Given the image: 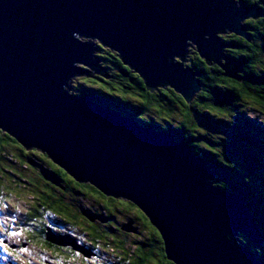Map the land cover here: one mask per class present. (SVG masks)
Returning <instances> with one entry per match:
<instances>
[{
  "label": "water",
  "instance_id": "obj_1",
  "mask_svg": "<svg viewBox=\"0 0 264 264\" xmlns=\"http://www.w3.org/2000/svg\"><path fill=\"white\" fill-rule=\"evenodd\" d=\"M263 17L258 4L234 0H0V130L77 183L135 205L174 264H262L237 239L264 243L246 201L216 187L188 144L68 89L86 73L81 65L101 72L89 39L116 52L151 89L171 87L190 103L200 85L176 61L186 62L194 46L240 80L242 65L224 57L220 34L249 39L244 23ZM47 242L85 252L49 230Z\"/></svg>",
  "mask_w": 264,
  "mask_h": 264
},
{
  "label": "trees",
  "instance_id": "obj_2",
  "mask_svg": "<svg viewBox=\"0 0 264 264\" xmlns=\"http://www.w3.org/2000/svg\"><path fill=\"white\" fill-rule=\"evenodd\" d=\"M243 1L251 7L258 4L264 12V0H261L263 4H259L260 0ZM244 28L249 39L229 32L220 34L226 48L234 49L228 51L225 48L224 56L242 65L240 80L226 77L221 66L209 65L195 49H188L186 58L191 64L184 66L192 68L200 85V91L190 103L171 87L162 85L151 89L117 53L103 46H96L95 54L105 62V65H95L101 72L88 67L84 78L71 85L69 91H73L74 97L93 100L111 112L135 119L145 128L169 133L174 141L188 144L192 153L201 158L215 176L213 184L216 187L244 198L264 236V17L246 21ZM93 77L97 78L93 80ZM31 156L35 160H31ZM43 162L50 168L54 167L57 174L44 170ZM36 163L42 168V176L51 184L41 185V178L27 177L20 170V166L31 169ZM4 172L18 179L24 188H32L30 196L38 203H34L27 212L29 221L35 222L32 224L35 233L32 232L28 239L34 240L37 248H40L42 238L43 244L51 251H63L47 242V231L73 234L70 225H86L90 245L99 244L107 255L112 256L111 264H174L167 258L161 238H146V241L132 245L128 236L119 234L115 225H120L118 215L126 211V205L129 214L133 213L135 206L130 202L124 204L111 198L104 202V209L110 212L105 221L111 225L107 231L101 230L104 234L100 236L95 215L83 210L82 206L70 204L66 198L58 197L52 191L57 186L64 192L71 191L76 198L88 202L94 200L96 204H100L99 197L104 196L90 184L77 183L46 154L23 147L0 130V185L5 179ZM50 177H54L55 182ZM5 190L2 195L10 198H17L20 193L15 187ZM123 204L125 208L121 209L119 205ZM145 219L149 228L157 231ZM123 226H119L120 229L124 230ZM237 239L264 264V243L256 245L243 235H237ZM91 246L83 247L97 253L95 246ZM140 251L143 256H140ZM3 255L0 247V257ZM0 264H5L1 258Z\"/></svg>",
  "mask_w": 264,
  "mask_h": 264
},
{
  "label": "rangeland",
  "instance_id": "obj_3",
  "mask_svg": "<svg viewBox=\"0 0 264 264\" xmlns=\"http://www.w3.org/2000/svg\"><path fill=\"white\" fill-rule=\"evenodd\" d=\"M236 2L238 6L241 7L242 2L240 0H236ZM84 40L89 42V39H84ZM194 49H195V52H197V49L194 46H191V51L192 50L194 51ZM226 50L233 51L234 49H226ZM186 59H187L186 62L181 61V63L183 65L191 64L190 60H188L189 58H186ZM94 61L99 66L101 64L105 65V62H102V60L98 59L95 55H94ZM81 67L89 69L88 67L84 65H81ZM82 78H84V76L75 77L71 85L72 86L76 85V83L79 82ZM96 78L97 77L95 78L93 77V80H95ZM91 82L93 83L92 80ZM72 92L73 91L71 90L69 93L72 95L73 94ZM133 120L136 121L135 119ZM31 160H35V158L31 156ZM15 164L17 163H13V165ZM42 166H44V170H47L49 173L52 172L53 174H57L56 172H54L55 171L54 167L50 168L44 162L42 163ZM31 169L22 168V166H20V170L24 171L27 177L31 175L34 178H41L43 180V181H39L41 185L51 184V181L49 179L45 180L46 178L42 176V172H41L42 168L37 163H36V166L32 167ZM39 174L41 175L40 177L38 176ZM2 175L3 177H5V179H4V182H1V185H0V207H1V210H0V242H1L0 247L2 248L4 252V255L1 257V260L5 262V264H103L104 261H105L104 262L105 264H111L110 260H112V256L107 255L99 247L100 246L99 244L98 246L97 244L93 245L97 249V253L95 254L90 252V249L85 250V248L83 247L84 245L91 246L89 236L87 235L88 233L86 230L87 229L86 225H82V226L70 225V227L73 228L72 230L73 234H71L70 232L67 234L51 232L56 239L57 237H61V236L71 237L73 240L77 242V245L79 246V248L81 247L85 250L84 253H81L80 251H75L74 247H71L70 248L71 250H68V248L66 247L50 243V245L52 246L58 247L59 249H63V251L60 250L59 252H53L51 251V249H49V246L43 244L42 238H41V244L39 245L40 248H37L35 246L34 240L28 239V236L32 235V232L35 233V230L32 227V224H35V222L29 221L27 212H29L30 207L34 203H38L36 200H33L30 196L32 188L29 186H27V188H24L22 184H19L18 179L11 177L10 173L8 172H4L2 173ZM50 178L52 182H55L54 179H52L54 177H50ZM214 180H216V178L213 175L212 183L214 182ZM15 184H17L18 187H16ZM7 187H13V188L15 187L16 190L20 192L17 198H14V197L10 198V197H7L6 195H2L3 192L6 191L5 189ZM52 192L58 197L66 198L67 199L66 201L70 202V204L72 203L79 207L82 206L83 210L84 209L89 210V212H91L93 215L96 216L95 221L97 223L98 229L104 230L105 232L110 227L111 225L110 222L108 223L107 221H105V216L106 217L109 216L110 212L104 209V207L100 210L99 206L101 205H98L96 207L97 204H95L94 200H90L88 202V201L83 200L82 198H76L74 197L71 191L64 192L60 188H57V186H55V190H53ZM109 198L110 197H106V196L99 197V202L100 203L106 202L107 199ZM111 199H117V198H111ZM118 201L123 202L124 204L128 202L121 198L118 199ZM114 204L116 203L114 202ZM124 204L119 205V207L121 209L125 208ZM119 218L123 220V223H125L126 228H132V227L138 226L137 222L132 223L130 218H133V217L132 215L129 214L128 211L127 212L125 211L123 215L119 216ZM82 227L85 229H82ZM148 229L151 230L147 225H143V222L140 220V237H133L134 235H128L129 243L134 245V242L142 243L146 241L145 239L149 238L147 237V233L149 232ZM104 232L101 233L100 231V236H102ZM135 235H137V233H135ZM50 236L51 234L49 235V237Z\"/></svg>",
  "mask_w": 264,
  "mask_h": 264
},
{
  "label": "flooded vegetation",
  "instance_id": "obj_4",
  "mask_svg": "<svg viewBox=\"0 0 264 264\" xmlns=\"http://www.w3.org/2000/svg\"><path fill=\"white\" fill-rule=\"evenodd\" d=\"M262 1H260V3L259 4H263V3H261ZM263 11V10H262ZM123 80V79H122ZM88 193V192H87ZM100 203V202H99ZM96 204V203H95ZM98 205H101V206H99L100 208V210L103 208V207H106V204L103 202V203H100V204H97L96 205V207L98 206ZM127 208H128V206L126 205V212H127ZM138 208L135 206V208H133V213L132 214H130V215H132V217L133 218H130L131 219V221H132V223H135V222H137L138 223V226H135V227H132V228H130V229H132L134 232H132V233H130L129 231H127L125 228V226H123L122 228H124V230H122V229H120V227L122 226V225H125V223H123V220H121L120 218H119V216L120 215H123V213L125 212H123V213H121L120 215H118V220H119V224L120 225H118V224H115L116 225V227L118 228V230H119V234H121L122 236H128V235H134L133 237H140V220L143 222V225H147L148 226V224H147V220L145 219V217H144V215H143V213L141 212V211H139L138 212ZM128 214V213H127ZM99 220H100V218H99ZM120 226V227H119ZM149 227V226H148ZM151 229V228H150ZM149 230V229H148ZM101 231V230H100ZM135 233H137V235H135ZM147 237H149V239H162V237H161V235H159V232L158 231H155L154 229H151V230H149V232L147 233ZM141 246V245H140ZM142 250V249H141ZM143 251V250H142ZM142 251H140V256H143V252Z\"/></svg>",
  "mask_w": 264,
  "mask_h": 264
},
{
  "label": "clouds",
  "instance_id": "obj_5",
  "mask_svg": "<svg viewBox=\"0 0 264 264\" xmlns=\"http://www.w3.org/2000/svg\"><path fill=\"white\" fill-rule=\"evenodd\" d=\"M241 2H242V5L241 6H245V7H251V6H248L243 0H240ZM234 2L237 4V2H236V0H234ZM245 3V4H244ZM261 3H263V2H261ZM237 6H238V4H237ZM251 20V19H250ZM85 41V40H84ZM85 42H87V41H85ZM89 42H91V43H93L94 45H95V47L96 46H103V47H105L104 45H102L99 41H96V40H92V41H90L89 40ZM99 44H98V43ZM97 44V45H96ZM96 49H97V47H96ZM107 49H109V48H107ZM111 50V49H110ZM114 52V51H113ZM198 52V51H197ZM196 52V53H197ZM116 53V52H115ZM95 54H96V52H95ZM176 62H178V61H176ZM179 62H181V60L179 61ZM85 69H87V68H85ZM189 69H192V68H189ZM69 90V89H68ZM70 92V91H69ZM73 96V95H72ZM169 134V133H168ZM173 140H174V137H173ZM50 244V243H49ZM70 248V247H69ZM1 258V257H0Z\"/></svg>",
  "mask_w": 264,
  "mask_h": 264
}]
</instances>
